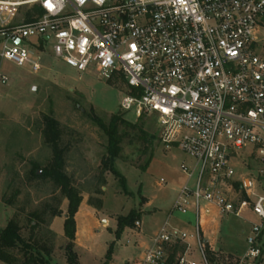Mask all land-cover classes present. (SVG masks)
Here are the masks:
<instances>
[{"label":"built area","instance_id":"built-area-1","mask_svg":"<svg viewBox=\"0 0 264 264\" xmlns=\"http://www.w3.org/2000/svg\"><path fill=\"white\" fill-rule=\"evenodd\" d=\"M261 35L264 0H0L2 59L40 71L31 58L37 38L40 47L52 41L54 53L80 72L122 75L128 89L121 109L154 115L167 148L176 144L195 159L181 167L185 181L172 209L195 214L194 232L165 220L137 264H168L175 247H182L175 264H262ZM246 150L260 173L237 179L235 161ZM236 183L245 197L235 195ZM203 201L223 215L250 208L258 216L244 254H211L201 229Z\"/></svg>","mask_w":264,"mask_h":264},{"label":"rangeland","instance_id":"rangeland-1","mask_svg":"<svg viewBox=\"0 0 264 264\" xmlns=\"http://www.w3.org/2000/svg\"><path fill=\"white\" fill-rule=\"evenodd\" d=\"M260 43L263 45L264 41ZM31 44V58L41 65L38 72L30 64L19 66L0 57V230L12 218L19 219L26 228L29 213L45 210V231L51 221V209L60 208L63 213L68 205L54 180L42 175L54 162L53 146L46 132L48 118H52L61 132L63 171L83 197L80 219L76 221L79 264H137L167 219L172 226L194 232L195 223L182 225L192 215L172 213V209L178 188L185 180L181 167L193 165L195 159L176 144L167 148L154 115L144 113L137 117L135 110L124 111L126 119L137 124V128H126L123 152L116 162L127 179L130 193H125L115 175L104 169L102 160L107 154L108 137L95 118L109 124L114 114L123 111L121 101L127 85L110 84L96 72H80L71 67L54 53L52 41L40 47L34 38ZM140 126L155 135L153 158L146 170L141 165L149 153L142 152L145 142L140 138ZM235 162L237 179L260 173L261 164L256 156L251 158L250 151H244ZM37 168L38 177L33 173ZM196 176L197 173L192 183ZM162 178L166 184L161 183ZM234 191L242 197L239 186ZM206 205L204 201L201 204V222L211 218L221 228L222 242L229 249L245 250L247 234L253 222L260 220L258 216L245 212L239 216L223 215L216 209L208 212ZM132 211L140 213L142 227H126L118 237V219ZM53 228L59 236L56 235L53 263L69 264L65 250L68 239L62 242L63 216L55 219ZM192 242L194 257L199 259L197 243L194 239Z\"/></svg>","mask_w":264,"mask_h":264},{"label":"trees","instance_id":"trees-1","mask_svg":"<svg viewBox=\"0 0 264 264\" xmlns=\"http://www.w3.org/2000/svg\"><path fill=\"white\" fill-rule=\"evenodd\" d=\"M38 11V7H36ZM122 82L126 85L122 75H114L108 79V83L115 84ZM96 123L105 131L108 137L107 154L102 160L104 169L111 172L119 180L125 193H130L127 187L126 177L117 169L116 162L121 158L123 152V142L126 136V128H137V124H133L125 117V112H119L112 116L109 124H106L103 119L95 118ZM141 131L140 138L145 142L143 153H149L144 164L141 165L143 170H146L153 158V143L154 134H150L143 127H139ZM48 141L52 144L54 150V162L49 168L43 170L42 175L50 177L59 186L64 197L68 199L67 215L64 221L65 236L68 239L66 245V257L69 264H79L78 254L75 250L76 239V219L75 216L79 211L83 197L81 192L72 185L71 179L63 171L65 166L63 151L60 147L61 132L58 128V122L52 118H48L47 128ZM38 168L34 170V175L37 177ZM236 188L239 183H236ZM245 197V195H243ZM45 210L38 212L33 211L28 215L26 228L17 218L9 220L7 225L0 230V262L5 264H54L53 254L55 251L56 233L51 229L52 220L61 216V209H51V221L48 227L43 230L42 221ZM141 215L137 211H132L129 215L118 219V228L116 234L121 236L126 227H134ZM27 229L29 233L26 232ZM110 248L108 255L110 256ZM182 247H175L170 252L168 264H175L178 257V252ZM214 260V258L211 257Z\"/></svg>","mask_w":264,"mask_h":264},{"label":"crops","instance_id":"crops-1","mask_svg":"<svg viewBox=\"0 0 264 264\" xmlns=\"http://www.w3.org/2000/svg\"><path fill=\"white\" fill-rule=\"evenodd\" d=\"M67 209H68V205L66 206V209L63 208V213L61 215V216L64 217V221H65V218H66V215H67ZM212 209H216V208L214 206H210L208 204L205 206V210L208 211V212L210 210H212ZM242 212H245L246 214L253 213L250 208L244 209ZM188 214L189 215H192L193 218H190L189 217L187 220H185L184 222H182V225L184 227H188V226L194 225V223L196 225V216H195V214L193 212H190ZM79 215H80V212H77V214L75 216V219H76L77 222L80 219ZM57 217H55L52 220V222H51V229L53 231L55 230L53 228V225H54L55 219ZM250 217H252V216H250ZM246 219H249V218H246ZM203 222H201V229H202V232H203L204 240L207 243L208 248H209V251L211 252V254L214 255V252H219V253H222V254H225V255L227 254V255H232V256H240V255L244 254V252L246 251L247 248L245 250H243V251H239L238 249L237 250L236 249L235 250L234 249H229L226 246V244H224L222 242V231H221V228L219 227V225L216 222H213V220L211 218H206ZM253 223H255V221ZM180 228L185 229V228H183L181 226H180ZM54 232L56 233L57 238H58L59 236H58L57 231H54ZM62 239H63L62 242L65 241L66 236H63ZM263 252H264V233H263ZM262 264H264V254H263Z\"/></svg>","mask_w":264,"mask_h":264}]
</instances>
